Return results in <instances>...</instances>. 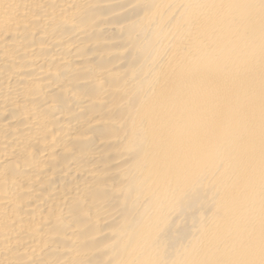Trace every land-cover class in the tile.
<instances>
[{
	"label": "bare ground",
	"instance_id": "1",
	"mask_svg": "<svg viewBox=\"0 0 264 264\" xmlns=\"http://www.w3.org/2000/svg\"><path fill=\"white\" fill-rule=\"evenodd\" d=\"M0 264H264V0H0Z\"/></svg>",
	"mask_w": 264,
	"mask_h": 264
}]
</instances>
